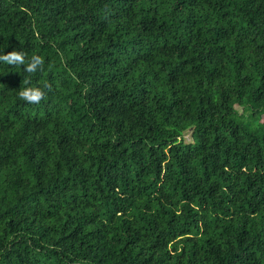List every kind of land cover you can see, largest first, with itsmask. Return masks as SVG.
<instances>
[{
    "label": "trees",
    "instance_id": "trees-1",
    "mask_svg": "<svg viewBox=\"0 0 264 264\" xmlns=\"http://www.w3.org/2000/svg\"><path fill=\"white\" fill-rule=\"evenodd\" d=\"M13 48L0 264H264V0H0Z\"/></svg>",
    "mask_w": 264,
    "mask_h": 264
},
{
    "label": "clouds",
    "instance_id": "clouds-1",
    "mask_svg": "<svg viewBox=\"0 0 264 264\" xmlns=\"http://www.w3.org/2000/svg\"><path fill=\"white\" fill-rule=\"evenodd\" d=\"M0 61L5 62L8 65H23V70L26 73H35L38 71L41 66L43 65L44 61L40 55L33 54L27 58L26 61V54L22 50H13L4 52L0 54ZM26 78L25 82L27 84ZM47 85L44 86H33L28 85L17 92V95L25 102L29 104H38L41 102L42 98L45 96V88Z\"/></svg>",
    "mask_w": 264,
    "mask_h": 264
},
{
    "label": "rangeland",
    "instance_id": "rangeland-1",
    "mask_svg": "<svg viewBox=\"0 0 264 264\" xmlns=\"http://www.w3.org/2000/svg\"><path fill=\"white\" fill-rule=\"evenodd\" d=\"M186 138H188V136H186Z\"/></svg>",
    "mask_w": 264,
    "mask_h": 264
}]
</instances>
